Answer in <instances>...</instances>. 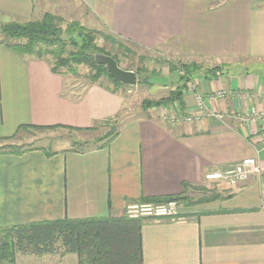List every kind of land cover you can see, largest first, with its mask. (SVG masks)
<instances>
[{
  "label": "crops",
  "instance_id": "crops-1",
  "mask_svg": "<svg viewBox=\"0 0 264 264\" xmlns=\"http://www.w3.org/2000/svg\"><path fill=\"white\" fill-rule=\"evenodd\" d=\"M78 1L86 21L107 34L160 49L176 62L219 66L215 75L199 71L193 78L206 108L222 118L165 119L177 108L182 115L194 112V96L185 90L183 107L135 115L128 98L102 80L70 86L46 58L0 43L1 137L29 129L24 125L78 132L99 127L104 134L111 125L102 123L111 120L117 129L106 145L84 151L69 144L50 154L0 151V230L63 217L119 216L128 202L183 196L206 182L205 173L255 157L260 175L224 186L212 199L185 200L177 218L142 219V264H264V0ZM31 10L32 0H0L6 21ZM218 90L227 93L210 99ZM43 256L77 262L74 253Z\"/></svg>",
  "mask_w": 264,
  "mask_h": 264
},
{
  "label": "trees",
  "instance_id": "trees-1",
  "mask_svg": "<svg viewBox=\"0 0 264 264\" xmlns=\"http://www.w3.org/2000/svg\"><path fill=\"white\" fill-rule=\"evenodd\" d=\"M60 19L48 12L43 13L40 19L27 22L11 21L0 24V35L8 40L0 43L10 46L14 50L35 56L46 58L51 70L60 72L58 68H65L70 74H78V66L84 65L89 69L88 82L93 84L99 82L102 77L110 81L109 88L112 91H121L127 87L118 80L112 78L103 64L95 62V52L112 56L119 65V59L115 55L105 51L97 45L96 36L102 35L104 39L116 47H123L121 41L111 34H104L100 30L88 29L76 21L62 28ZM180 67L184 74H177L175 69ZM219 66L203 68L195 62H168V76L170 78V90L167 96L158 100H143L142 106L153 108L159 105H169L176 102L183 107V88L189 78H193L197 71L206 75H215ZM136 73L138 70H135ZM148 74H159L158 71H144V75L137 82L149 84L144 81ZM122 92V91H121ZM111 120L102 124L111 125L109 131L91 141H73V148L79 151L88 150L92 147L106 145L117 135L116 121L114 125ZM24 128H55V126L24 125ZM72 129V128H70ZM80 130V129H78ZM1 137L5 141L13 137ZM30 148H40L46 154L50 150L38 147H26L16 144L0 146V151L20 153ZM219 193V192H218ZM214 192L206 198L212 199L218 195ZM169 199L179 200V196L150 197L144 200L167 201ZM141 220L128 218L124 214L119 216L68 218L32 221L8 226L2 230L3 239L0 240V264H14L16 252L24 255H49L74 253L77 256L75 264H142L141 243Z\"/></svg>",
  "mask_w": 264,
  "mask_h": 264
},
{
  "label": "rangeland",
  "instance_id": "rangeland-1",
  "mask_svg": "<svg viewBox=\"0 0 264 264\" xmlns=\"http://www.w3.org/2000/svg\"><path fill=\"white\" fill-rule=\"evenodd\" d=\"M217 1L220 2L222 0H217ZM84 10L85 9L81 6L78 0H32L31 14H29L25 18L21 17L15 20H8V21L9 22L16 21L23 23L30 20L40 19L43 13L48 12L50 14L57 16L60 19L59 23L62 28L66 27L71 22L76 21L90 30L91 29L100 30L104 34H107L105 33L104 29L100 27H95L91 24V22L86 21L84 15H82ZM3 20L4 19L0 18V24L8 22L6 20H4L5 22H3ZM0 39L3 41L8 40L10 42L15 41L13 39H6L2 35H0ZM95 40L98 46L103 48L105 51L111 53L112 55L118 57L120 67L133 71L138 70V72L136 73L137 85L134 86L135 85L134 84L132 86H127L126 88L121 90L122 93L128 98V103L130 107L129 111H131L135 115H137L138 113L140 114L141 112L143 113L147 109L148 110L151 109V107L148 108L142 106L143 100H158L162 97L167 96V93L170 89L167 91V89H163L161 87H153L150 89V91H148V88L150 87L149 84L137 82L139 78H141L144 75V71L147 73L151 70H155L159 72V74L157 75H164L165 72L168 73L167 70L168 62H173L177 64L176 61L168 57V55L163 53L162 50L160 49L146 50L138 46H134L131 43L126 42L122 39H119V41H121V43L123 44V47L120 48V47H116L115 45H112L110 42L106 41L102 35H98V34ZM58 69L61 73L67 75L70 78L69 79L70 86H72L73 84L77 86L88 82L87 74L89 73V69L87 66L79 65L77 75L70 74L65 68H58ZM175 72L177 74L181 73V75L184 74V70L180 67H177L175 69ZM198 72L199 71H197L195 74L196 77L198 76ZM152 75H156V74H152ZM189 79H194V78H189ZM101 80L102 82H105L108 86H111L110 81L106 77H102ZM184 90H186L185 87L183 88V91ZM172 104L174 106V104L177 103L171 102V104L169 105ZM163 106L164 105H159L153 108L161 109V107ZM125 114L126 113L124 112L120 117H123ZM110 124L114 125V123H110ZM103 130L104 129H100L99 127L96 130L88 131V132H83V131L78 132L60 127L45 128V129H37V128L22 129L19 130L9 140H5V141L0 140V146L6 144H16V145H22L24 148L42 146L49 150H52L61 146H66L68 144L70 146H73L72 145L73 141H79V142L91 141L92 139L102 136L103 134L100 132ZM108 131H106L105 133H107ZM224 186H225L224 184L218 182L214 184L211 182H206L204 184H199L198 187L194 186L188 188L186 193L183 196H180L179 200L181 201H178V203L182 205L185 200L187 202H191L197 200L198 198L211 195L214 192L218 193L217 191L222 190ZM219 187L221 189H217ZM222 191L225 192V190ZM155 202H161V201H155ZM1 239H3V232L0 230V240ZM54 258L56 259L57 257L54 256ZM14 259H15L14 264H57V262L59 261V260L56 261L55 259L54 261H50L46 259V257L44 256L24 255L18 252L15 253Z\"/></svg>",
  "mask_w": 264,
  "mask_h": 264
},
{
  "label": "built area",
  "instance_id": "built-area-1",
  "mask_svg": "<svg viewBox=\"0 0 264 264\" xmlns=\"http://www.w3.org/2000/svg\"><path fill=\"white\" fill-rule=\"evenodd\" d=\"M196 87V80H187L185 91L191 92L194 96V112L182 115L179 108H177L175 111L167 113L165 119L170 122H178L180 120L189 122L192 119H199L203 116L222 118L219 112L206 108L203 96L196 90ZM226 93L225 90H218L210 94L209 98H222ZM261 138L264 140V134H262ZM250 174H261V167L255 157H245L231 167L209 171L205 173L204 179L206 182H211L213 184L218 182L227 187H231L236 182L247 178ZM261 202L264 203V196L261 198ZM181 213L180 204L176 199H169L163 202L150 200L131 201L125 205L123 210V214L126 217L133 219L177 218Z\"/></svg>",
  "mask_w": 264,
  "mask_h": 264
},
{
  "label": "water",
  "instance_id": "water-1",
  "mask_svg": "<svg viewBox=\"0 0 264 264\" xmlns=\"http://www.w3.org/2000/svg\"><path fill=\"white\" fill-rule=\"evenodd\" d=\"M93 58L95 62L99 64H103L107 72L110 74V76L118 80L122 84L127 86H132L136 83L137 80L136 72L133 70L124 69L120 67L117 61L112 56L100 52H95L93 54ZM168 80L169 78L166 75L148 74L144 78V81L149 84L167 85Z\"/></svg>",
  "mask_w": 264,
  "mask_h": 264
}]
</instances>
